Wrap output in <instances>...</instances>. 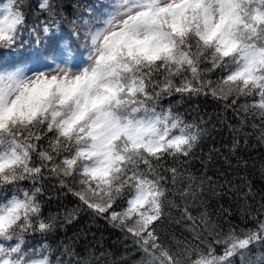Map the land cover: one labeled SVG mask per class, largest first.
Returning <instances> with one entry per match:
<instances>
[{
    "label": "snow or ice",
    "instance_id": "1",
    "mask_svg": "<svg viewBox=\"0 0 264 264\" xmlns=\"http://www.w3.org/2000/svg\"><path fill=\"white\" fill-rule=\"evenodd\" d=\"M58 8V0L0 6V54L28 48L19 66L0 72V191L11 192L0 200V264H102L103 252L27 245L29 235L47 237L61 217L73 223L81 213L132 242L106 264H264V253L251 259L264 248V195L254 208L247 176L217 185L206 170L181 172L175 164L188 163L216 125L161 107L173 96L177 104L210 97L239 121L228 124L234 137L250 124L264 143V0H103L82 23L70 22L83 52L54 35ZM48 180L57 200L71 201L46 216ZM205 185L253 226L237 232L229 222L225 232L213 222ZM170 193L184 200L175 223L191 236L176 241L178 251L160 235L166 203L176 206ZM221 214L231 208L221 205Z\"/></svg>",
    "mask_w": 264,
    "mask_h": 264
},
{
    "label": "trees",
    "instance_id": "2",
    "mask_svg": "<svg viewBox=\"0 0 264 264\" xmlns=\"http://www.w3.org/2000/svg\"><path fill=\"white\" fill-rule=\"evenodd\" d=\"M102 0H58L62 12H60L59 27L55 28L62 37H70L73 25L70 23L73 20L78 21L79 16L76 15L79 10L89 9L96 6ZM7 0H0V6L6 3ZM34 2V0H33ZM27 16V24L31 26L34 24L33 14L28 8H25ZM24 39L28 40L30 37L25 32ZM28 53V48L25 47ZM19 50L6 51L0 54V72H7L14 70L12 65L19 59ZM215 79L219 72L211 74ZM179 97L173 96L171 99H166L161 102V107L167 109L172 107L173 113L181 114L189 122L199 121L201 117L207 120L209 117L212 119V124L216 125V129L211 132V135L204 139L200 146L195 149L194 157L186 164H175L174 161L169 160L168 165L175 164L181 172L187 168L192 173L199 177L205 170L208 176L213 177V181L217 184H224L225 179L233 183H240L238 174L240 176H247L252 181L253 191L256 193L255 199L250 201L253 207H258V202L262 195H264V174H262V167H264V143H261L257 134H253L251 125L235 135L232 133L228 124L237 126L239 121L233 116L229 110L227 112L222 108V102H215L210 97L203 96L193 98L191 100L181 101L179 104L176 101ZM241 103L244 98L241 97ZM159 110V109H158ZM221 121H225L221 124ZM259 121L257 120V123ZM211 128V125H209ZM238 139V147L233 154L232 145L233 140ZM209 154H211V161H209ZM228 157V162L225 161ZM245 162L246 165H245ZM259 162V163H258ZM239 164V166H237ZM206 165V168H205ZM186 177V174H185ZM55 180H48L45 182L46 195L45 200V215L55 214L62 205L69 204L71 197H61L60 200L56 199L59 192L58 188H53ZM27 187V184H22ZM171 188V184H169ZM224 191H227V186ZM11 192L0 191V195L7 196ZM48 193L51 194V202L48 201ZM206 198L209 201L208 212L213 222L223 225V230L228 231L229 222L236 226V231L239 232L241 228H250L253 226L251 221H242L237 209V205L230 200L227 195L213 196L211 190L205 185ZM169 200L174 201L176 206H169L166 203L165 212L170 213L166 223L161 227L160 235L162 242L170 245L174 251H178L177 240L191 239V236L184 230L183 224L175 223L181 216L184 208V200L179 195L169 194ZM189 202L191 198H188ZM242 203V202H241ZM221 205L223 208H231L232 215L229 217L227 214H221L218 218L217 213L220 212ZM193 215H198L200 211L198 208H192ZM171 221V222H169ZM63 224V227H61ZM42 243H47L53 249L57 250V254L62 250L64 245H69L81 255L85 250L94 251L96 255L101 252L106 255L102 258V264L117 259L132 250L131 240H125L123 234L118 230L112 228L105 220L93 219L85 213H81L79 219L73 223H66L61 217L57 221L56 231L42 238L39 233L34 236L27 237V245L31 248L39 247ZM222 251V249H218ZM264 253V248H253L251 259L256 260L260 254ZM138 258V256L136 257ZM235 264H241L239 257H234Z\"/></svg>",
    "mask_w": 264,
    "mask_h": 264
},
{
    "label": "bare ground",
    "instance_id": "3",
    "mask_svg": "<svg viewBox=\"0 0 264 264\" xmlns=\"http://www.w3.org/2000/svg\"><path fill=\"white\" fill-rule=\"evenodd\" d=\"M259 163V162H258Z\"/></svg>",
    "mask_w": 264,
    "mask_h": 264
},
{
    "label": "rangeland",
    "instance_id": "4",
    "mask_svg": "<svg viewBox=\"0 0 264 264\" xmlns=\"http://www.w3.org/2000/svg\"><path fill=\"white\" fill-rule=\"evenodd\" d=\"M232 150V149H231Z\"/></svg>",
    "mask_w": 264,
    "mask_h": 264
}]
</instances>
